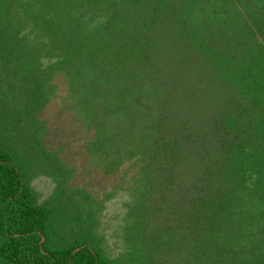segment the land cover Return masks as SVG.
<instances>
[{
  "label": "trees",
  "instance_id": "16d2710c",
  "mask_svg": "<svg viewBox=\"0 0 264 264\" xmlns=\"http://www.w3.org/2000/svg\"><path fill=\"white\" fill-rule=\"evenodd\" d=\"M180 1L186 4L171 28L172 0H107L103 29L85 41L73 35L65 40L56 31L57 14L42 13L43 45L55 48L54 33L61 60L113 56L117 66L132 69L136 105L154 104L147 108L153 118L149 148L166 193L178 186L182 193L178 236L172 244L162 241L180 254L176 264H264V4L235 38L225 25L209 24L212 7L196 12L197 0ZM27 2L34 13L46 11L42 2ZM147 5L150 19L142 30L125 27L127 37L113 35L116 9L137 28L133 21L148 14ZM11 6L12 0H0V29L8 23L3 10ZM165 16L169 24L156 32ZM182 150L193 161L183 180L177 178ZM37 197L23 164L0 143V264H109L85 231L57 241L59 218ZM138 251L139 264H149L147 246Z\"/></svg>",
  "mask_w": 264,
  "mask_h": 264
},
{
  "label": "rangeland",
  "instance_id": "374dc122",
  "mask_svg": "<svg viewBox=\"0 0 264 264\" xmlns=\"http://www.w3.org/2000/svg\"><path fill=\"white\" fill-rule=\"evenodd\" d=\"M37 1L46 11L34 13L35 6L27 0H12L10 11L3 10L8 23L0 29V128L5 123L9 128L0 131L2 147L23 164L38 202L55 210L57 241L85 231L109 264H139L140 244L147 246L149 264H176L180 254L169 244L178 236L175 219L181 213L182 193L179 186L166 193L160 163L149 148L153 118L147 108L154 104L148 100L142 108L136 105L132 69L117 66L113 56L61 60L56 57L59 42L54 33L55 48L43 45L42 13L57 14L56 31L65 40L73 35L85 41L103 29L107 0ZM185 4L172 0L170 24L163 17L156 32L163 24H174ZM263 4L264 0H197L196 12L212 7L216 15L209 24L225 25L231 36L240 38L243 22ZM151 8L147 5L148 14L134 19L137 28L116 9L113 35L127 37L142 30ZM194 97L196 103L198 96ZM184 153L177 165V178L182 180L190 178L193 163L190 153ZM167 240L170 243L163 244Z\"/></svg>",
  "mask_w": 264,
  "mask_h": 264
}]
</instances>
